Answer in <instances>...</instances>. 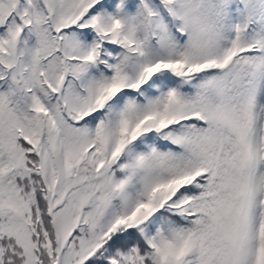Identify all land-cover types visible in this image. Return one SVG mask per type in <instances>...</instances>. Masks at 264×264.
<instances>
[{"label":"snow or ice","instance_id":"1","mask_svg":"<svg viewBox=\"0 0 264 264\" xmlns=\"http://www.w3.org/2000/svg\"><path fill=\"white\" fill-rule=\"evenodd\" d=\"M0 264H264V0H0Z\"/></svg>","mask_w":264,"mask_h":264}]
</instances>
